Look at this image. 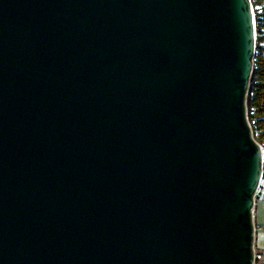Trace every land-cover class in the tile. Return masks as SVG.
Instances as JSON below:
<instances>
[{
	"label": "water",
	"instance_id": "95a60500",
	"mask_svg": "<svg viewBox=\"0 0 264 264\" xmlns=\"http://www.w3.org/2000/svg\"><path fill=\"white\" fill-rule=\"evenodd\" d=\"M255 52L251 0H0V264H255Z\"/></svg>",
	"mask_w": 264,
	"mask_h": 264
},
{
	"label": "trees",
	"instance_id": "16d2710c",
	"mask_svg": "<svg viewBox=\"0 0 264 264\" xmlns=\"http://www.w3.org/2000/svg\"><path fill=\"white\" fill-rule=\"evenodd\" d=\"M251 1L253 3L256 21V52L254 56L253 73L247 95V115L253 130V135L262 145L264 151V0ZM263 186L264 169L261 186L255 196V207L257 206L258 197H261L263 193ZM256 226L258 227L257 224ZM255 264L263 263L257 258Z\"/></svg>",
	"mask_w": 264,
	"mask_h": 264
},
{
	"label": "rangeland",
	"instance_id": "374dc122",
	"mask_svg": "<svg viewBox=\"0 0 264 264\" xmlns=\"http://www.w3.org/2000/svg\"><path fill=\"white\" fill-rule=\"evenodd\" d=\"M257 205L255 207L254 212V220H256L258 225L257 237H256V245L255 251L262 253L260 260L264 264V254L262 249L264 250V186L263 193L261 197H258ZM256 225V224H255Z\"/></svg>",
	"mask_w": 264,
	"mask_h": 264
},
{
	"label": "built area",
	"instance_id": "2783aa9c",
	"mask_svg": "<svg viewBox=\"0 0 264 264\" xmlns=\"http://www.w3.org/2000/svg\"><path fill=\"white\" fill-rule=\"evenodd\" d=\"M263 179V178H262ZM262 182V181H261ZM261 186V185H260ZM256 248V247H255ZM263 251V250H262ZM263 254H264V252H263ZM262 256V253L261 252H258L257 250L255 251V261H256V259L257 258H259L260 259V257Z\"/></svg>",
	"mask_w": 264,
	"mask_h": 264
},
{
	"label": "crops",
	"instance_id": "0c3cea01",
	"mask_svg": "<svg viewBox=\"0 0 264 264\" xmlns=\"http://www.w3.org/2000/svg\"><path fill=\"white\" fill-rule=\"evenodd\" d=\"M258 206V205H257ZM255 212V211H254ZM263 250V249H262ZM263 252H264V250H263Z\"/></svg>",
	"mask_w": 264,
	"mask_h": 264
},
{
	"label": "flooded vegetation",
	"instance_id": "af4514ba",
	"mask_svg": "<svg viewBox=\"0 0 264 264\" xmlns=\"http://www.w3.org/2000/svg\"><path fill=\"white\" fill-rule=\"evenodd\" d=\"M256 223V222H255ZM257 224V223H256ZM257 227V226H256ZM257 229H258V227H257Z\"/></svg>",
	"mask_w": 264,
	"mask_h": 264
},
{
	"label": "clouds",
	"instance_id": "9594fccd",
	"mask_svg": "<svg viewBox=\"0 0 264 264\" xmlns=\"http://www.w3.org/2000/svg\"><path fill=\"white\" fill-rule=\"evenodd\" d=\"M257 228V227H256Z\"/></svg>",
	"mask_w": 264,
	"mask_h": 264
}]
</instances>
